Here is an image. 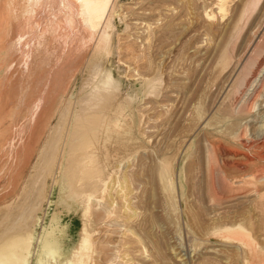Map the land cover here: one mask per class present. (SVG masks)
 Instances as JSON below:
<instances>
[{
    "label": "rangeland",
    "instance_id": "374dc122",
    "mask_svg": "<svg viewBox=\"0 0 264 264\" xmlns=\"http://www.w3.org/2000/svg\"><path fill=\"white\" fill-rule=\"evenodd\" d=\"M219 1L111 0L100 54L98 34L79 29L66 0H36L32 10L24 0H0V65L10 62L0 67V240L13 225L33 229L38 217L28 264L36 263L39 236L55 214L64 228L61 263L78 243L86 184L83 190L74 178L77 168L57 165L102 79L117 89L103 92L101 116L120 124L108 122L105 137L91 135L103 142L98 167L113 176L89 211L90 264H264V0H222L221 11ZM43 48L54 58L41 63ZM59 125L58 158L42 176L40 156ZM34 174L41 186L29 189L32 197L26 185ZM97 212L110 214L102 221Z\"/></svg>",
    "mask_w": 264,
    "mask_h": 264
},
{
    "label": "bare ground",
    "instance_id": "6f19581e",
    "mask_svg": "<svg viewBox=\"0 0 264 264\" xmlns=\"http://www.w3.org/2000/svg\"><path fill=\"white\" fill-rule=\"evenodd\" d=\"M24 2H25V8L24 9H26L27 8V6H30V9L33 7V6H35V2H36V0H24ZM220 2V4L218 5L219 6V10L221 11L222 10V8H223V5H222V0H220L219 1ZM10 1L8 2V4L6 5V6H10ZM42 3V2H41ZM111 0H66V4L65 5H67V6H69L68 8H69V10L70 9H72L71 10V12H70V14H73L74 16L76 15V17H77V19H76V17L74 18V19H76L80 24H78L77 26L79 27V29H85V31L87 32H89V34H90V36L92 37L93 35H96V34H98V42H97V46H96V49H97V51H98V53H102L103 51H104V43H106V41H107V39H108V33H107V28H108V23H109V20H108V23H106V20H107V16H108V12H109V10L111 9L112 10V8H110V6H112L111 5ZM45 4V3H44ZM0 6H2V5H0ZM14 6V5H13ZM12 6V7H13ZM3 7V6H2ZM4 7H5V4H4ZM12 7L10 6L9 8L8 7H6L7 8V11H9V12H13V11H11L12 10ZM16 7V6H15ZM21 7V6H20ZM49 7V6H48ZM0 10H1V8H0ZM19 10H21V9H19ZM23 10V9H22ZM22 10H21V12H22ZM32 10V9H31ZM30 10V11H31ZM6 11V12H7ZM29 11V10H28ZM3 12V11H2ZM8 12V13H9ZM112 13V12H111ZM9 14H11V13H9ZM1 15H2V13H1ZM19 15V14H18ZM72 15V17H74ZM13 16V15H12ZM24 16V15H23ZM10 18H12L11 16H10ZM17 18H20V17H17ZM69 18V17H68ZM109 18H110V16H109ZM13 19H15V18H13ZM12 19V20H13ZM74 19H73V21H71L70 22V24L71 23H74ZM3 20H5V19H3ZM26 20V19H25ZM72 20V19H71ZM75 20V21H76ZM16 21V20H15ZM15 21H14V23H15ZM22 22V21H21ZM77 22V23H78ZM108 24V25H107ZM17 26H19V25H17ZM22 27V26H21ZM15 28H13L12 29V34H13V32L15 31L14 30ZM21 29V28H20ZM1 30V29H0ZM7 30H9V28L7 29ZM16 31H18V29L16 30ZM15 31V32H16ZM7 33V32H6ZM6 33H4L3 32V34H6ZM11 33V32H10ZM18 33H19V31H18ZM17 33V34H18ZM15 35H16V33L13 35L14 37H15ZM7 36V34L4 36V37H6ZM9 36V35H8ZM11 36V35H10ZM18 36V38H19V40H18V42L20 41V37H19V35H17ZM7 38V37H6ZM22 38H23V36H22ZM9 39V38H8ZM15 40V39H14ZM40 40H42V37H40L38 40H37V44L36 45H34L35 47H36V49H38V51H39V48H41L39 45H40ZM13 41V40H12ZM16 41V40H15ZM13 42L14 44L15 43H18L17 41L16 42ZM47 41V40H46ZM11 42V41H10ZM13 43H11V44H13ZM36 43V42H35ZM108 43V42H107ZM107 43H106V45H107ZM27 45H28V42L26 43ZM8 45L9 44H6V46L8 47ZM19 45H20V43H19ZM11 46V45H10ZM9 46V47H10ZM13 46H17L16 44L15 45H13ZM45 46V45H44ZM8 47V48H9ZM20 47V46H19ZM18 47V48H19ZM3 48V47H2ZM5 48V50L7 49L6 47H4ZM46 49V48H45ZM4 50V51H5ZM12 50H13V48H12ZM14 50H15V48H14ZM16 50H17V48H16ZM18 50H20V49H18ZM17 50V51H18ZM41 50V49H40ZM45 51V54L43 53V51ZM41 50V53H37V55H36V57L38 58H40V60L42 61L41 63H43V60L45 59L46 60V58L48 57V59L51 57V54L48 56V51L47 50H44V48ZM2 51H3V49H2ZM3 51V52H4ZM8 51V50H7ZM7 51H6V53H7ZM21 51H23L24 52V48H23V50H21ZM9 52V51H8ZM11 52V51H10ZM40 52V51H39ZM105 52H106V50H105ZM108 52V51H107ZM12 53H13V51H12ZM17 53V52H16ZM15 53V54H16ZM22 53V52H21ZM34 53V52H33ZM50 53V52H49ZM3 54V53H2ZM14 54V55H15ZM18 54V53H17ZM35 54V53H34ZM104 54V53H103ZM4 55V58H6V56H5V53L3 54ZM7 55H9V54H7ZM33 55V54H32ZM10 56V55H9ZM9 56H7V57H9ZM12 56H13V54H12ZM16 56V55H15ZM35 56V55H34ZM47 56V57H46ZM54 56V55H53ZM52 56V57H53ZM35 57V58H36ZM46 57V58H45ZM51 57V58H52ZM10 58H11V56H10ZM9 58V59H10ZM16 58H17V56H16ZM33 58L34 57H32V60H33ZM35 58H34V60H35ZM54 58V57H53ZM1 59H3V57H1ZM1 59H0V61H1ZM8 59V60H9ZM25 59V58H24ZM23 59V60H24ZM28 59H30V57L28 58ZM47 59V60H48ZM11 60H12V58H11ZM34 60L33 61H31V63L32 62H34ZM39 60V61H40ZM46 60V61H47ZM51 60V59H50ZM13 61V60H12ZM11 61V63L13 64V62ZM25 61V60H24ZM23 61V63L25 64V62ZM39 61H37L38 63H39ZM2 62H4V60H2ZM2 62H1V65H0V67L2 68V66H5V67H7L6 65H7V62H9V61H5L6 62V64L4 65V64H2ZM4 62V63H5ZM51 62H52V60H51ZM51 62H46V65L48 66L49 64H51ZM35 64H36V62H34ZM9 64H10V62H9ZM15 65V64H14ZM31 65V64H30ZM36 65H38V64H36ZM36 65H34L35 67H38V66H36ZM10 66H13V65H9V67ZM34 66H31V67H34ZM80 66V65H79ZM5 67H3L4 69H5ZM30 66H28V68H29ZM43 67V66H42ZM42 67H41V64H40V67H39V69H37V70H42ZM0 68V69H1ZM14 67H12V69H13ZM41 68V69H40ZM31 69V71L32 70H34V68H30ZM6 70H7V68H6ZM6 70H5V72H6ZM10 70V69H9ZM8 71V70H7ZM31 71H29V72H31ZM97 71V72H96ZM95 72H96V75H97V73H98V70H96ZM9 72V71H8ZM27 72V71H26ZM25 72V73H26ZM28 72V73H29ZM32 73L34 74V71H32ZM31 73V74H32ZM30 74V73H29ZM29 74H26V75H29ZM101 74H103V73H101ZM100 74V75H101ZM105 75H107V74H105L104 73V77H106ZM110 75V74H109ZM30 76V75H29ZM28 76V77H29ZM103 76V75H102ZM16 77V76H15ZM38 77V76H37ZM99 77V76H98ZM103 77V78H104ZM33 78H34V76H33ZM39 78V77H38ZM37 78V79H38ZM98 79V78H97ZM12 80V79H11ZM14 80V79H13ZM12 80V81H13ZM16 80V79H15ZM93 80H96V79H93ZM99 80V79H98ZM98 80H97V82H98ZM112 80V79H111ZM18 81V79L16 80V82ZM33 81V80H32ZM113 81V80H112ZM15 82V81H14ZM22 82V81H21ZM95 82V81H94ZM114 82V81H113ZM32 83V82H31ZM115 83V82H114ZM30 84V83H29ZM28 84V85H29ZM95 84V83H94ZM113 83H111L110 84V81H109V79H102V80H100V82L94 87V90H95V95H93V96H91L92 98H90L89 97V99H87L86 101H85V103H86V105H84L83 107H82V109L80 110V115L78 114L77 116H76V119H77V117L79 116V119H78V121H75L74 123L75 124H72L73 123V121H72V125H71V127H70V129L68 130V133L66 134L67 136V139H65V141H66V144H65V148H64V152H63V161H61V158L59 159L60 161H59V164L57 165V166H62L63 168L65 167L64 165H66V167L69 169V167L70 168H72V166L73 167H75L74 169H76L77 170V173L75 174V176H74V178L76 177L77 178V181L78 182H80V184H81V182L84 184H82L83 185V187L82 188H84V186H85V184H86V192L85 191H82V189H81V191L84 193L85 192V194H84V198H85V202L87 203V206H86V208L84 207V218H86V221H85V223H83V228H82V233H81V235H80V237H79V240H78V243H77V245L75 246V247H73V248H71V249H69L68 251H67V257L65 258V260L61 263L60 262V257L62 256V244L60 243V237L64 234V228H59V226H58V219H59V214H55V218L50 222V225H49V227L47 228V229H44V230H42V233H41V235L39 236V238H40V254H39V256H38V259H36V263L35 264H90V262H91V257H92V254L94 253L93 252V244H94V241H93V233H94V231H92L90 228H89V223H88V221H89V217L90 216H92V214H94V213H92V212H89L90 210H94V206H93V204L94 203H97V201H96V199H97V197H98V195L100 194V195H105L106 193H108V189H109V185H110V183H111V180H112V176H110V173H109V175H108V173L106 174V172L104 173V170H101L99 167H101V168H103L102 166H99L98 167V164H101L102 162L104 163V161H99L100 160V157H101V151H103V150H101V146H103V142H102V145H100L99 144V140L97 141V142H95V143H93V141L96 139L95 137V135H98V134H95L94 136L95 137H93V138H91V135L93 136V133L96 131V130H99L100 131V133H102L103 135L102 136H104V134L106 133V131L108 130V129H110V128H112V127H109V124H113L115 127L118 125V123H119V121L117 120V119H111L110 121H108V122H111V123H109L108 124V122H106L105 120H109V118H110V115H109V117L107 118V116L108 115H106L105 116V119H103L104 117H103V115L101 116V114L102 113H104L103 112V109H101V107L100 106H102V105H100V102H101V100L103 99V97H104V93H106V95L105 96H107V93L109 92V91H111V90H113L115 87H116V85H112ZM11 85H12V83H11ZM19 85H21V84H19ZM18 85V86H19ZM61 85V84H60ZM92 85V84H91ZM110 85L111 86H113V87H111V88H113V89H111V90H107V89H109L110 88ZM92 86H94V85H92ZM17 87V86H16ZM20 87H22V86H20ZM30 87V86H29ZM28 87V88H29ZM107 88V89H106ZM11 89V88H10ZM92 89H93V87H92ZM105 89L107 90V91H105ZM117 88H115V90H116ZM20 90H23L21 93H20V95L22 94L23 95V97H24V99H27L26 98V93L29 91L28 89H27V87H26V89L24 88H22V89H20ZM63 90V89H62ZM114 90V91H115ZM12 91V90H11ZM10 91V92H11ZM16 91V90H15ZM18 91V90H17ZM60 91V90H59ZM90 92H92V91H90ZM104 92V93H103ZM116 92V91H115ZM9 93V92H8ZM7 93V94H8ZM18 93V92H17ZM33 93V92H32ZM86 93H88V92H86ZM94 93H92V94H94ZM113 93V91L111 92V94ZM19 94V93H18ZM109 96H108V98H110V94H108ZM17 96V95H16ZM10 97V96H9ZM9 97H7V99L9 98ZM12 97V96H11ZM112 97V96H111ZM14 98H15V96H14ZM113 98V97H112ZM50 99V98H49ZM18 100V99H17ZM20 100V99H19ZM51 101V100H50ZM113 101V100H112ZM6 101H4V103H5ZM7 102H9V101H7ZM24 103H25V101H23ZM40 102H41V100H40ZM46 102V101H45ZM53 102V101H52ZM47 103H48V101H47ZM54 103V102H53ZM52 103V104H53ZM12 104V103H11ZM11 104L8 106V107H11ZM18 104V105H17ZM22 103L21 102H19V103H16V107L17 106H22L21 105ZM38 104H39V102H38ZM52 104H51V106H52ZM14 105V104H13ZM12 105V106H13ZM55 105V104H54ZM15 106H13V108H14ZM39 107V106H38ZM53 107H55V106H53ZM12 108V109H13ZM20 108V107H19ZM2 109V108H1ZM12 109H10V110H12ZM16 109H18V108H16ZM9 110V111H10ZM33 110V109H32ZM48 110V109H47ZM46 110V111H47ZM50 110V109H49ZM106 110V109H105ZM7 111V110H6ZM24 112V111H23ZM43 112V111H42ZM79 112V111H78ZM109 112V111H108ZM14 113H15V115H16V112H15V108L11 111V115L9 116V117H12L13 115H14ZM22 113V112H21ZM106 113V112H105ZM115 113V112H114ZM29 114V113H28ZM109 114V113H108ZM14 115V116H15ZM43 115V114H42ZM75 115H76V112H75ZM3 116V115H2ZM1 116V117H2ZM13 116V117H14ZM115 116V115H114ZM5 117V116H4ZM113 116L111 115V118H112ZM20 118V117H19ZM42 118V117H41ZM115 118V117H114ZM118 118V117H117ZM11 119V118H10ZM32 119V118H31ZM75 119V118H74ZM43 120V118L41 119V121ZM66 120L68 121V119L66 118ZM4 121L5 120H3V121H1V119H0V124L3 122L4 123ZM105 121V122H104ZM66 122V121H65ZM122 122H123V120H122ZM12 123H13V121H12ZM21 124V123H20ZM63 124V123H62ZM120 124V123H119ZM3 125V124H2ZM65 125V124H64ZM64 125H62L61 127H60V125H59V127H57L56 129V133H55V136L53 137V139H52V141L50 142V143H48V145L44 148V151H43V153L41 154V156H40V164H38V167L37 168H39L40 167V169H41V171L43 172V170H44V168H45V170L47 169H49L51 166H52V164H53V160H55V157H56V152H54V150H56V149H54V148H56L57 146H58V141H61V140H58L57 138H59V137H61V136H59V137H57V134H58V131L60 130V128H63V126ZM67 125V124H66ZM65 125V126H66ZM99 126H100V128H99ZM17 128V127H16ZM102 128V129H101ZM26 129V128H25ZM39 129V128H38ZM66 129H68V128H66ZM62 130V129H61ZM7 131V130H6ZM98 131V132H99ZM110 131H112V130H109V132ZM120 131V130H119ZM3 132V131H2ZM62 132V131H61ZM97 131H96V133H98ZM6 133V132H5ZM14 134V133H13ZM122 134V133H121ZM99 136H100V134H99ZM101 136V138H103ZM106 136V135H105ZM104 136V137H105ZM63 137V136H62ZM65 138V137H64ZM91 138V139H90ZM61 139V138H60ZM63 139V138H62ZM99 139V138H98ZM107 138H105V140H106ZM92 140V141H91ZM102 140H104V138L102 139ZM104 140V141H105ZM92 143H91V142ZM9 143V142H8ZM97 143V144H96ZM105 143V142H104ZM3 145V144H2ZM16 147V146H15ZM2 148H3V146H2ZM1 148V149H2ZM9 148V147H8ZM7 148V149H8ZM58 148V147H57ZM104 148V147H103ZM5 149H6V147H5ZM58 150V149H57ZM15 151V150H14ZM17 153V152H16ZM10 154V153H9ZM59 154V153H58ZM105 154V153H104ZM3 155V154H2ZM7 156V155H6ZM61 156V155H60ZM12 157V156H11ZM16 157H18V156H16ZM56 158H58V157H56ZM64 158H66V159H64ZM99 159V160H98ZM57 160V159H56ZM99 162H98V161ZM101 162V163H100ZM106 163H107V161H106ZM51 164V166H49V168L47 167L48 165H50ZM55 165V164H54ZM104 166H106L107 167V165H105L104 164ZM105 167V168H106ZM99 169H100V171L102 172V174H101V172L99 171ZM35 170H36V168H35ZM47 170H46V172H47ZM49 170H52V169H49ZM37 171H39V170H37ZM37 171H34V172H37ZM71 171V170H70ZM73 171V170H72ZM49 172V171H48ZM70 173V172H69ZM42 174V173H41ZM62 174V173H61ZM35 175V174H34ZM43 175H45V172H43V174H42V176ZM68 175V174H67ZM70 175H71V173H70ZM57 176V175H56ZM59 176V175H58ZM72 176V175H71ZM45 177H48V175L47 176H45ZM44 177V178H45ZM68 177V176H67ZM52 178V177H51ZM61 178V177H60ZM71 178H73V177H71ZM41 175H40V177H36V175H35V177L34 176H31V178H30V180H29V182L27 183V189L29 190L31 187L32 188H36L38 185H39V187L41 186L40 185V182H41ZM43 179V178H42ZM46 180V179H45ZM45 180L43 179L42 180V186H43V189H45L46 190V182H45ZM58 180H60V179H58ZM65 180V179H64ZM171 180V179H170ZM77 181H75V182H77ZM77 182V184L78 185H80L79 183ZM57 183V181H56V179L54 178V184H52V186H54L55 184ZM64 183V182H63ZM26 184V183H25ZM76 184V183H75ZM167 184V183H166ZM58 185V184H57ZM76 186V185H75ZM81 186V185H80ZM63 187H64V185H63ZM26 188V187H25ZM49 188V187H48ZM65 188V187H64ZM69 188H71V186L69 187ZM75 188V187H74ZM80 188V187H79ZM26 189V190H27ZM41 189V188H40ZM39 189V190H40ZM52 189V188H51ZM72 189V188H71ZM38 190V189H37ZM68 190H70V189H68ZM83 190H85V188L83 189ZM30 191V190H29ZM33 191V190H32ZM47 191V192H46ZM45 191V194H43V195H45V197H44V200H45V202L47 203L49 200H48V189ZM71 192H72V190H70ZM80 191V192H81ZM27 192V194H28V191H26ZM31 192V191H30ZM61 192V191H60ZM67 192V191H66ZM69 192V191H68ZM73 192H74V189H73ZM72 192V193H73ZM76 192V191H75ZM24 193V192H23ZM32 193V192H31ZM40 193H42L41 192V190H40ZM82 193V194H83ZM26 194V193H25ZM38 194V193H37ZM71 194V193H70ZM76 195H77V192L75 193ZM74 194V195H75ZM23 195V194H22ZM21 195V196H22ZM28 195H31V194H28ZM27 195V196H28ZM33 195L35 196V190H34V194L32 193V197H33ZM79 195V197H80V194H78ZM26 195L23 197V199L24 198H26L27 197ZM41 196V195H40ZM21 197V198H22ZM29 197V196H28ZM32 197H29L30 199L32 198ZM75 198L77 197V196H74ZM73 197V198H74ZM79 197L76 199V201L79 199ZM42 198V200H43V197H41ZM71 198V197H70ZM73 198H71L72 200H73ZM74 198V199H75ZM81 198H82V196H81ZM20 200H22V199H20ZM27 200V199H26ZM32 200V199H31ZM35 200H37V198L35 199ZM41 200V199H40ZM39 200V201H40ZM41 200V201H42ZM43 200V201H44ZM25 201V200H24ZM38 200H37V202H39ZM42 201V202H43ZM22 202H23V200H22ZM32 202V201H31ZM36 202V201H35ZM79 202H82L81 200H79ZM24 203V202H23ZM45 203V204H46ZM76 203V202H75ZM78 203V202H77ZM29 204V203H28ZM35 205V204H34ZM57 205V204H56ZM86 205V204H85ZM21 206V205H20ZM23 206V208H25L24 207V205H22ZM32 206V205H31ZM41 206V205H40ZM40 206H38L39 207V209L38 210H40ZM66 206V205H65ZM79 206V205H78ZM93 206V207H92ZM96 206V205H95ZM37 207V208H38ZM83 207V206H82ZM97 207V206H96ZM66 208H67V206H66ZM6 209V208H5ZM65 209V208H64ZM68 209V208H67ZM96 209H98V208H96ZM16 210V209H15ZM38 210H36L35 211V213L38 211ZM66 210V209H65ZM2 211V210H1ZM8 211V210H7ZM25 211V210H24ZM33 211V210H32ZM40 211H42V210H40ZM39 211V212H40ZM67 211V210H66ZM82 211V212H83ZM96 211V210H95ZM4 212V211H3ZM6 212V211H5ZM31 212V210H29V213ZM25 213H27V211H25L24 212V214ZM34 213V214H35ZM97 213H100L101 215V217H100V220H105L106 219V217L107 216H109V214H110V212H97ZM28 214V213H27ZM26 215V214H25ZM24 216V215H23ZM35 216V215H34ZM17 217V216H16ZM21 217H22V214H21ZM28 217V216H27ZM24 218V217H23ZM35 218V219H34ZM17 220V219H16ZM32 220H34L33 221V229H31V230H28V229H30V228H27V229H20V228H17L16 227V225H13V226H15V228L12 226V230L10 231V233H7L6 235H4V237L0 240V264H28V262H29V260H30V254H31V250H32V246H33V243H34V235H35V229H36V227H38L39 226V222H40V219L38 218V217H33V219ZM32 220H31V222H32ZM28 221V220H27ZM15 222V221H14ZM24 222V221H23ZM4 223V222H3ZM20 223V222H19ZM18 225V224H17ZM27 226V225H26ZM31 228H32V226H30ZM120 232V231H119ZM5 234V233H4ZM243 234V233H242Z\"/></svg>",
    "mask_w": 264,
    "mask_h": 264
}]
</instances>
